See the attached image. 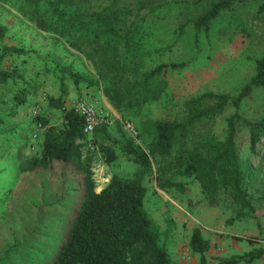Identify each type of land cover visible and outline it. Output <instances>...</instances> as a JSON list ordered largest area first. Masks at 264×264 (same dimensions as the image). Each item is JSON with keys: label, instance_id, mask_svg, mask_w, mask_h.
Instances as JSON below:
<instances>
[{"label": "trees", "instance_id": "trees-1", "mask_svg": "<svg viewBox=\"0 0 264 264\" xmlns=\"http://www.w3.org/2000/svg\"><path fill=\"white\" fill-rule=\"evenodd\" d=\"M76 1L13 0L18 11L34 21L36 27L64 40L66 47L82 52L93 64L97 78L86 77L72 62L52 61L60 94L47 98L53 107L63 109L65 124L55 127L41 112L32 116V124L38 120L43 130L36 140L32 139L37 145L33 155L19 161L18 188L5 203V211L9 210V216L17 219L21 239L5 250L0 264L11 262L24 248L37 247L39 240L47 236L46 213L63 210L64 202L73 197L77 198V207L72 219H67L59 239L54 240L60 242L51 259L42 264H172L166 246L159 242L160 228L144 206L146 187L142 177L153 169L158 187L166 192H171L172 187L183 189V184L173 179L175 175H192L208 206L216 205L221 193L228 191L239 207L228 224L235 219H253V201H264V193L258 197L246 194L253 167L247 158H241V148L247 143L256 153L264 140V52L256 59L254 74L237 94L205 92L179 106L169 90L167 73L185 63H146L147 50L137 35L138 12L134 15L132 10H123L118 4L90 9L83 5L86 0H78L74 9L72 4ZM246 1L212 2L192 20L197 35L208 32L223 10ZM259 11H264V0ZM7 32L8 28L0 24V38ZM3 52L2 56L26 53L16 46H6ZM48 71L46 65L45 72ZM17 76L16 69L0 66V85L15 81ZM67 81L76 88L83 85L100 90L124 118L145 111L152 113L141 118L143 127L151 132L146 149L129 136L120 141L111 139L106 124L98 126L92 134V142L103 152L105 162L117 158L114 147L118 145L121 154L140 166L137 177L112 175L96 191L92 162L97 149L83 152L82 139L86 135L82 116L73 108L64 107ZM21 82V87L13 90L14 105L24 104L36 90L23 77ZM257 93L259 103L248 110L243 105L253 107ZM230 105L233 112L219 126L218 117ZM11 112L16 114V109ZM214 127L219 129L213 130ZM197 130H207L208 134L187 147L190 136ZM234 237L246 239L250 244L258 239ZM188 245L199 256V264H206L210 240L201 226L192 227ZM263 254L262 247L252 246L243 252L218 256L214 264L249 263Z\"/></svg>", "mask_w": 264, "mask_h": 264}, {"label": "rangeland", "instance_id": "rangeland-1", "mask_svg": "<svg viewBox=\"0 0 264 264\" xmlns=\"http://www.w3.org/2000/svg\"><path fill=\"white\" fill-rule=\"evenodd\" d=\"M77 1L72 4L74 9L77 7ZM214 1L217 0H86L83 5L91 9L118 4L123 10H132L133 14L138 12L135 17L138 23L137 35L147 50L146 63H185L182 67L171 68L167 73L169 90L180 106L185 100L205 92L237 94L254 74L256 59L264 52V11H259L261 0H247L223 10L213 20L208 32L202 31L197 35L192 20ZM0 24L8 28L5 36L0 38V66L7 70L16 69L18 72L15 81L0 85L2 259L5 250L11 244L19 243L21 239L17 219L9 216V210L5 211V203L17 191L21 175L19 161L33 155L37 147L35 141L32 143L31 137L34 110L44 113L49 123L55 127H63L65 124L63 109L53 107L47 98H56L60 94L59 82L52 70V61L72 62L75 69L89 78L96 79L97 75L93 64L82 52L66 47L64 40L36 27L34 21L18 11L13 0H0ZM6 46L19 47L26 53H5L2 56ZM46 65L49 67L48 73L45 72ZM19 75L36 90L34 94L28 95L24 104L14 105L13 90L22 85V77ZM67 83L68 93L63 96L65 108H73L74 103L81 98H89L104 108V95L100 90L83 85L76 88L71 81ZM72 89L75 90L74 93ZM259 101L260 94L257 93L253 107L246 104L243 106L252 110ZM13 109H16V114H12ZM232 112L233 107L230 105L218 117L219 126H222L225 117ZM110 114L114 118V123L107 129L111 139L120 141L128 136L121 124L126 118L132 121L139 131V137L134 142L146 149L151 132L143 127L141 118L144 115H152L150 111L128 115L125 118L118 112ZM207 134V130H197L190 136L187 147H191ZM114 148L118 156L108 163L104 161L103 152L97 149L96 144L97 150L93 152L92 162L96 191L108 183L112 175L134 178L140 174V166L121 154L118 145ZM83 152L87 153L85 147ZM241 158H247L253 167L246 194L258 197L264 193V140L257 146L256 153L244 143ZM173 179L183 184L182 190L176 187H172L171 192L160 189L156 183L154 169L142 177L146 187L144 206L160 228L159 242L166 246L172 264H199V256L192 253L188 245L191 229L196 221H199L204 236L211 244V250L206 254V264H214L218 256L243 252L252 246L264 249V201H253V219H235L228 224L227 221L234 218L239 210L228 191L221 193L216 205L208 206L199 183L192 175H175ZM76 200V197L69 198L64 202L63 210L54 209L53 212L46 213L44 220L47 225L44 230L49 239H46L45 235L33 250L24 248L6 264H42L51 259L60 242L54 240L59 239L67 219H72L77 207ZM229 231L244 236H256L258 239L254 244H250L245 239L231 237ZM262 260L264 264V257ZM243 263L245 262L238 264Z\"/></svg>", "mask_w": 264, "mask_h": 264}, {"label": "built area", "instance_id": "built-area-1", "mask_svg": "<svg viewBox=\"0 0 264 264\" xmlns=\"http://www.w3.org/2000/svg\"><path fill=\"white\" fill-rule=\"evenodd\" d=\"M73 109L80 114L83 119L82 129L86 136L82 139V142L85 144V148L95 150L96 146L92 142L93 132L101 124H106L107 126L112 125L114 123V118L108 110L102 108L89 98H81L77 100L73 105ZM39 112V110L35 109L33 115H36ZM121 124L128 136L136 141L139 137V131L132 121L129 119H123ZM42 130L43 128L38 120L33 122L31 130L32 139L36 140Z\"/></svg>", "mask_w": 264, "mask_h": 264}, {"label": "crops", "instance_id": "crops-1", "mask_svg": "<svg viewBox=\"0 0 264 264\" xmlns=\"http://www.w3.org/2000/svg\"><path fill=\"white\" fill-rule=\"evenodd\" d=\"M71 91L74 93L75 90L72 89ZM103 106H104L105 109H107L112 114H117V111L111 106V104L107 101V99L105 98V96H103ZM195 226H201L200 223H199V221H196V223L194 224L193 227H195ZM229 234H230L231 237H234V236L246 237L244 235L237 234L235 231H234V233H233V231H229ZM241 240H243V239H241ZM209 250H211V244H210ZM263 257H264V254L260 258L254 260L252 262H249V264H262V261H263L262 258ZM243 264H247V263H243Z\"/></svg>", "mask_w": 264, "mask_h": 264}]
</instances>
